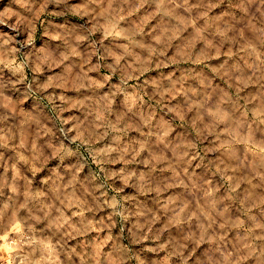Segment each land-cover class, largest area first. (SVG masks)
Returning a JSON list of instances; mask_svg holds the SVG:
<instances>
[{"label":"clouds","instance_id":"9594fccd","mask_svg":"<svg viewBox=\"0 0 264 264\" xmlns=\"http://www.w3.org/2000/svg\"><path fill=\"white\" fill-rule=\"evenodd\" d=\"M0 264H264V0H0Z\"/></svg>","mask_w":264,"mask_h":264}]
</instances>
